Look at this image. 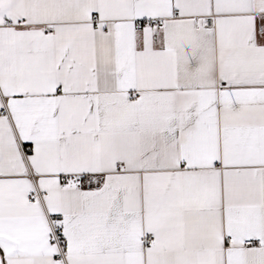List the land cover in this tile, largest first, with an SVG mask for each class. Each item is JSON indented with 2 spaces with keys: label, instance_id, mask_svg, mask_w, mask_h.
I'll list each match as a JSON object with an SVG mask.
<instances>
[{
  "label": "snow or ice",
  "instance_id": "snow-or-ice-1",
  "mask_svg": "<svg viewBox=\"0 0 264 264\" xmlns=\"http://www.w3.org/2000/svg\"><path fill=\"white\" fill-rule=\"evenodd\" d=\"M0 264H264V0H0Z\"/></svg>",
  "mask_w": 264,
  "mask_h": 264
}]
</instances>
